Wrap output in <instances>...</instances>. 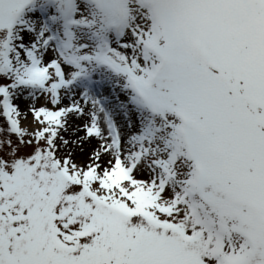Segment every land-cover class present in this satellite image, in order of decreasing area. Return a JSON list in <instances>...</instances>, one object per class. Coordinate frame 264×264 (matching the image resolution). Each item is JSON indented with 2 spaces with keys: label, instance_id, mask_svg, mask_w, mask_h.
Listing matches in <instances>:
<instances>
[{
  "label": "snow or ice",
  "instance_id": "1",
  "mask_svg": "<svg viewBox=\"0 0 264 264\" xmlns=\"http://www.w3.org/2000/svg\"><path fill=\"white\" fill-rule=\"evenodd\" d=\"M0 264H264V0H0Z\"/></svg>",
  "mask_w": 264,
  "mask_h": 264
},
{
  "label": "bare ground",
  "instance_id": "2",
  "mask_svg": "<svg viewBox=\"0 0 264 264\" xmlns=\"http://www.w3.org/2000/svg\"><path fill=\"white\" fill-rule=\"evenodd\" d=\"M19 106H20L21 110L24 111V109H25V102H24V101H22V102L20 101V102H19ZM27 119H28L29 122L31 121V116H30V114H29V116L27 117ZM22 122H23V121H22ZM82 123H83V121H81V120H77V119H75V118H73V119L70 121V124H71L72 126H76V125H79V124H82ZM64 135L66 136V138L70 137V136H71V130H69L68 133H64Z\"/></svg>",
  "mask_w": 264,
  "mask_h": 264
},
{
  "label": "rangeland",
  "instance_id": "3",
  "mask_svg": "<svg viewBox=\"0 0 264 264\" xmlns=\"http://www.w3.org/2000/svg\"><path fill=\"white\" fill-rule=\"evenodd\" d=\"M22 102V101H21ZM43 101L41 99H38L37 100V106H40V104L42 103ZM24 126H29L31 124V121L29 122L28 119H26L25 121L22 122ZM77 135H83V131H79L78 133H76ZM72 135V134H71Z\"/></svg>",
  "mask_w": 264,
  "mask_h": 264
}]
</instances>
